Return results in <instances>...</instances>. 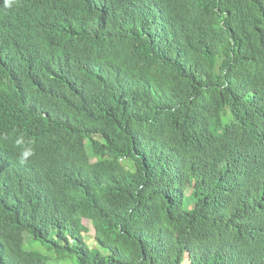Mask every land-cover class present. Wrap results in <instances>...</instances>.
<instances>
[{"label":"trees","instance_id":"trees-1","mask_svg":"<svg viewBox=\"0 0 264 264\" xmlns=\"http://www.w3.org/2000/svg\"><path fill=\"white\" fill-rule=\"evenodd\" d=\"M22 11L0 5V264H264V0Z\"/></svg>","mask_w":264,"mask_h":264},{"label":"clouds","instance_id":"clouds-1","mask_svg":"<svg viewBox=\"0 0 264 264\" xmlns=\"http://www.w3.org/2000/svg\"><path fill=\"white\" fill-rule=\"evenodd\" d=\"M15 2L16 0H3V6L4 8H10L13 6V4H15ZM25 3L26 0H22L21 8L24 7ZM15 144L20 149L17 157L18 163L21 165L27 164L30 158H32L34 155V150L31 146V142H26L24 137L21 135L15 139Z\"/></svg>","mask_w":264,"mask_h":264},{"label":"rangeland","instance_id":"rangeland-1","mask_svg":"<svg viewBox=\"0 0 264 264\" xmlns=\"http://www.w3.org/2000/svg\"><path fill=\"white\" fill-rule=\"evenodd\" d=\"M83 223H84V225L88 228V230H89V232L85 235V239H86V242H87V244L89 245V247H91V248H95V247H98L97 246V244H96V242H95V239H94V229H93V227L91 226V224L88 222V221H83ZM26 236H29L28 234H26L25 235V237ZM25 240H28V237H26V239ZM34 247H36L40 252H42V253H45L46 255H49L50 257H54V254L53 253H49V252H47L44 248H42V247H39V246H37V245H33V246H30V245H28V244H26V248L27 249H32V248H34ZM99 250V249H98ZM100 251V250H99ZM52 262L54 263V264H73L72 262H70V261H66V262H56V261H54V260H52ZM75 264V263H74ZM184 264H190L189 263V260H186L185 262H184Z\"/></svg>","mask_w":264,"mask_h":264},{"label":"water","instance_id":"water-1","mask_svg":"<svg viewBox=\"0 0 264 264\" xmlns=\"http://www.w3.org/2000/svg\"><path fill=\"white\" fill-rule=\"evenodd\" d=\"M1 3H3V0H0V5ZM21 3H22V0H16L15 4H13L12 7H10L11 9L15 10V11H22V8H21ZM23 12V11H22ZM29 23L32 25V26H35L34 23H32L31 21H29Z\"/></svg>","mask_w":264,"mask_h":264}]
</instances>
